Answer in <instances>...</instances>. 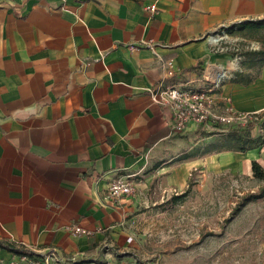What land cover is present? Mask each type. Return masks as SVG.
Returning <instances> with one entry per match:
<instances>
[{
	"label": "crops",
	"instance_id": "crops-1",
	"mask_svg": "<svg viewBox=\"0 0 264 264\" xmlns=\"http://www.w3.org/2000/svg\"><path fill=\"white\" fill-rule=\"evenodd\" d=\"M156 1L0 0V241L34 254L0 248V262L126 260L134 198L108 201L115 181L148 193L160 180L186 184L196 170L253 179L254 161L264 169V143L228 150L200 128L174 129L173 109L153 98L165 71L146 45L176 62L175 83H219L218 104L258 113L253 138L264 140V64L238 47L226 52L234 41L263 49L264 29L217 33L264 21V0H160L152 12ZM69 225L88 234L75 237Z\"/></svg>",
	"mask_w": 264,
	"mask_h": 264
},
{
	"label": "rangeland",
	"instance_id": "rangeland-1",
	"mask_svg": "<svg viewBox=\"0 0 264 264\" xmlns=\"http://www.w3.org/2000/svg\"><path fill=\"white\" fill-rule=\"evenodd\" d=\"M246 46L234 41L224 50L245 51ZM156 185L148 193L134 187L126 219L128 259L146 264H264V197L250 198L259 194L263 182L231 171L204 177L196 170L186 184L160 180Z\"/></svg>",
	"mask_w": 264,
	"mask_h": 264
},
{
	"label": "built area",
	"instance_id": "built-area-1",
	"mask_svg": "<svg viewBox=\"0 0 264 264\" xmlns=\"http://www.w3.org/2000/svg\"><path fill=\"white\" fill-rule=\"evenodd\" d=\"M157 0L150 6V10H157ZM146 45L154 52L156 58L162 64L165 74L163 81L152 92L156 103L170 106L174 111L173 127L179 133L192 128H200L206 132L225 134L229 130L245 128L249 124L260 122L258 113H242L236 111L231 105L222 106L215 99L214 89L219 88V83L215 88L198 91L182 84L175 83L180 70L173 59H164L156 52L154 44ZM259 133H264V128L257 126ZM134 193V185L127 179L115 181L107 193V200L119 202L124 198H131ZM66 230L75 237L88 234L87 230L77 225H69ZM26 259L27 264H52L54 255H46L39 260ZM0 264H20L18 261L0 262ZM104 264H146L139 259H123L119 262H106Z\"/></svg>",
	"mask_w": 264,
	"mask_h": 264
},
{
	"label": "trees",
	"instance_id": "trees-1",
	"mask_svg": "<svg viewBox=\"0 0 264 264\" xmlns=\"http://www.w3.org/2000/svg\"><path fill=\"white\" fill-rule=\"evenodd\" d=\"M245 29H249L251 31H258L261 29H264V21H254V22H245V23H238L234 24L228 28L223 27L217 31V33L222 34H233L236 31H243ZM241 56H253L257 59H259L261 64H264V48L260 50H246L244 52L240 53ZM256 126V124H249L245 129H233L229 130L225 134H217V133H203L204 136H215L217 135L220 138H223V145L222 147L224 149H235L237 151L245 152L249 148H253L255 146H260L264 143L263 138H253V129ZM247 146L248 148H246ZM190 157L189 154L185 153L180 158L179 161L186 160ZM160 164L157 166L159 167ZM252 171L253 176L255 179L261 181L264 183V169L261 167V165L254 161L252 163ZM264 197V186L261 187L259 194L250 196L251 199H258ZM0 248L5 249L7 251H10L12 253L18 254V255H26V256H33V253H30L26 250H24L21 247H17L15 244L8 242V241H0Z\"/></svg>",
	"mask_w": 264,
	"mask_h": 264
}]
</instances>
